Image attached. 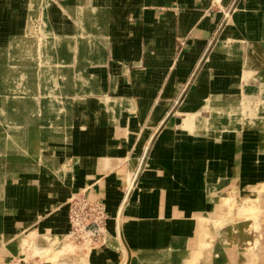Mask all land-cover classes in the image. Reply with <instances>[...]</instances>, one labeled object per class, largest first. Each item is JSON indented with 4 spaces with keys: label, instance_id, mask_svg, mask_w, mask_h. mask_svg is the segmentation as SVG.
Segmentation results:
<instances>
[{
    "label": "crops",
    "instance_id": "1",
    "mask_svg": "<svg viewBox=\"0 0 264 264\" xmlns=\"http://www.w3.org/2000/svg\"><path fill=\"white\" fill-rule=\"evenodd\" d=\"M234 2L0 0L1 142L37 149L18 161L2 155L0 232L77 188L116 215L125 171L161 120L141 192L123 211L127 264L179 262L223 192L262 187L264 0ZM193 72L173 120L169 102ZM50 219L64 233L63 218ZM106 243L117 252L101 249L93 264H117L120 241ZM149 256L160 258L136 261Z\"/></svg>",
    "mask_w": 264,
    "mask_h": 264
},
{
    "label": "rangeland",
    "instance_id": "2",
    "mask_svg": "<svg viewBox=\"0 0 264 264\" xmlns=\"http://www.w3.org/2000/svg\"><path fill=\"white\" fill-rule=\"evenodd\" d=\"M236 1L239 0H235L234 4ZM195 74L193 72L190 81H186L180 87L181 92L169 102L166 114L173 120L183 116L179 107L192 86L189 84L194 86L197 81ZM83 112L79 110L75 114L81 116ZM72 113H69L70 119ZM208 114L210 110L203 113L204 116ZM3 115L0 113V119ZM160 122L151 129L134 165L125 171L124 181L117 188L120 203L116 215L104 201L93 197L88 188L67 192L58 206L35 215L30 223L19 224L12 232L2 228L0 264H93V253L101 249L117 252L115 247L109 248L106 243V236L110 235L113 238L117 236L123 250L117 264H127L128 250L120 237L123 211L132 197L141 192L139 180L148 167L151 146L165 127V123ZM7 131V128L0 126V161L4 160V153L7 160L11 161L13 157L12 160L18 161L27 147L28 156H36V144L21 145L15 138L11 143L1 142ZM53 145L49 143L48 148ZM123 163L126 165L125 161ZM261 184L262 187L252 185L250 189L234 186L228 192H223L215 203L214 213L205 217L199 225L196 248L174 264H264V183ZM53 217L63 218L66 226L64 233L57 234L46 224ZM159 258L149 256L136 261L143 263Z\"/></svg>",
    "mask_w": 264,
    "mask_h": 264
},
{
    "label": "bare ground",
    "instance_id": "3",
    "mask_svg": "<svg viewBox=\"0 0 264 264\" xmlns=\"http://www.w3.org/2000/svg\"><path fill=\"white\" fill-rule=\"evenodd\" d=\"M18 48H19V47H18ZM8 52H9V51H8ZM6 54H7V53H6ZM6 54H5V55H6ZM12 57H13V56H12ZM15 57H16V56H15ZM11 59H12V58H11ZM21 63H22V62H21ZM18 64H19V63H18ZM21 65H22V64H21ZM21 67H22V66H21ZM21 73H22V72H21ZM18 74H19V73H18ZM33 86H34V85H33ZM28 94H29V93H28ZM106 234H109V233H106Z\"/></svg>",
    "mask_w": 264,
    "mask_h": 264
}]
</instances>
